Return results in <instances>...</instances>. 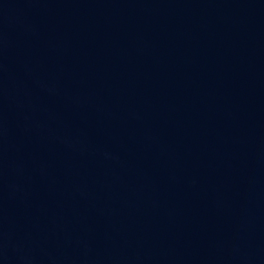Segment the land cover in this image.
I'll list each match as a JSON object with an SVG mask.
<instances>
[{"label": "water", "instance_id": "95a60500", "mask_svg": "<svg viewBox=\"0 0 264 264\" xmlns=\"http://www.w3.org/2000/svg\"><path fill=\"white\" fill-rule=\"evenodd\" d=\"M0 264H264V0H0Z\"/></svg>", "mask_w": 264, "mask_h": 264}]
</instances>
